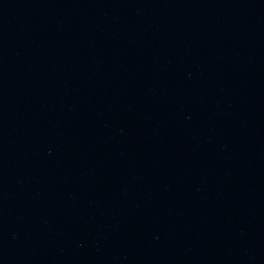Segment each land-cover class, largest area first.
I'll use <instances>...</instances> for the list:
<instances>
[{"label": "water", "instance_id": "95a60500", "mask_svg": "<svg viewBox=\"0 0 264 264\" xmlns=\"http://www.w3.org/2000/svg\"><path fill=\"white\" fill-rule=\"evenodd\" d=\"M0 264H264V0H0Z\"/></svg>", "mask_w": 264, "mask_h": 264}]
</instances>
